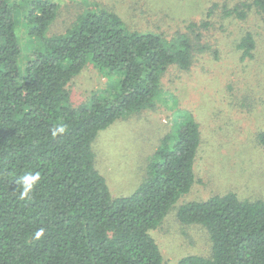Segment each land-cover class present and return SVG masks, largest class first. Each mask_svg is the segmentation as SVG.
<instances>
[{
    "label": "trees",
    "instance_id": "16d2710c",
    "mask_svg": "<svg viewBox=\"0 0 264 264\" xmlns=\"http://www.w3.org/2000/svg\"><path fill=\"white\" fill-rule=\"evenodd\" d=\"M247 1L222 16L243 20L252 7L264 17V0ZM20 11L0 0V264H161L149 232L195 182L198 123L188 112L176 116L179 128L163 138L145 181L127 197L110 194L94 165L93 142L115 121L154 107L163 72L187 71L194 52L207 50L199 33L168 41L130 31L116 13L93 8L64 34L47 36L57 6L31 0L22 18L33 58L21 70ZM200 26L207 24L188 29ZM254 46L246 33L236 49L251 59ZM88 63L118 78L103 96L72 107L68 85ZM57 125L66 131L53 136ZM258 143L264 150V131ZM26 172L41 179L31 199L22 200L16 181ZM176 218L201 226L211 241L210 257L186 256L177 264H264V201H240L228 192L185 203Z\"/></svg>",
    "mask_w": 264,
    "mask_h": 264
},
{
    "label": "rangeland",
    "instance_id": "374dc122",
    "mask_svg": "<svg viewBox=\"0 0 264 264\" xmlns=\"http://www.w3.org/2000/svg\"><path fill=\"white\" fill-rule=\"evenodd\" d=\"M48 1L57 6V13L47 36L64 34L93 8L116 13L130 31L161 34L168 41L178 34L194 37L199 33V42L207 50L194 52L187 71L167 68L161 75L154 107L131 113L100 131L93 149L94 165L106 177L110 194L129 195L145 178L136 183L131 167L154 163V149L179 128L176 116L183 111L191 114L200 131L195 182L149 234L160 249L161 264H177L192 255L210 257L208 233L198 225L180 224L176 210L185 203L228 192L240 201H264V150L258 143V135L264 131V17L252 7L246 9L243 20L222 16L223 10L250 3L247 0ZM11 2L21 8L15 17V32L22 70L33 58V42L27 38L22 18L31 0ZM201 23H206V28L188 29ZM246 33L255 42L251 59H242L236 49ZM117 78H107L88 63L68 85L70 104L77 107L93 95L103 96Z\"/></svg>",
    "mask_w": 264,
    "mask_h": 264
},
{
    "label": "clouds",
    "instance_id": "9594fccd",
    "mask_svg": "<svg viewBox=\"0 0 264 264\" xmlns=\"http://www.w3.org/2000/svg\"><path fill=\"white\" fill-rule=\"evenodd\" d=\"M66 131L65 127L57 125L51 130V134L56 136L58 134H63ZM41 177L39 173L26 172L17 178V185L20 187L19 198L31 199L32 193L36 185L39 183ZM45 230L43 228L35 232V238L40 239L44 235Z\"/></svg>",
    "mask_w": 264,
    "mask_h": 264
},
{
    "label": "crops",
    "instance_id": "0c3cea01",
    "mask_svg": "<svg viewBox=\"0 0 264 264\" xmlns=\"http://www.w3.org/2000/svg\"><path fill=\"white\" fill-rule=\"evenodd\" d=\"M157 148L154 149V152H156ZM93 152H94V149H93ZM94 158H95V154H94ZM128 164L126 163L125 166H127ZM96 168V167H95ZM133 169V172L131 173V175H135V179H136V183H138L140 181V179L145 176V178L140 181L138 184V186L133 189V192L145 181L146 177H147V169L149 168V165L148 164H143V166H140L139 165H135V166H132L131 167ZM139 168L141 169V173L138 172ZM97 169V168H96ZM98 171V169H97ZM99 172V171H98ZM100 174L105 178V181L107 182V179L106 177L100 172ZM138 174V175H137ZM139 180V181H138ZM110 191V190H109ZM132 192V193H133ZM132 193H130L129 195H131ZM129 195H126V196H115V197H127ZM114 197V196H113Z\"/></svg>",
    "mask_w": 264,
    "mask_h": 264
}]
</instances>
